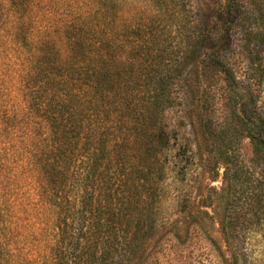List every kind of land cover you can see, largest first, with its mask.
<instances>
[{
  "label": "trees",
  "instance_id": "obj_1",
  "mask_svg": "<svg viewBox=\"0 0 264 264\" xmlns=\"http://www.w3.org/2000/svg\"><path fill=\"white\" fill-rule=\"evenodd\" d=\"M203 9L179 48L169 0H0V264H143L168 234L209 237L218 207L226 243L257 231L242 224L264 221V16L244 0ZM237 29L242 78L226 54ZM181 77L221 185L176 190L178 215L160 226L165 179L186 182L180 119L164 118ZM219 79L228 120L216 126Z\"/></svg>",
  "mask_w": 264,
  "mask_h": 264
},
{
  "label": "rangeland",
  "instance_id": "obj_2",
  "mask_svg": "<svg viewBox=\"0 0 264 264\" xmlns=\"http://www.w3.org/2000/svg\"><path fill=\"white\" fill-rule=\"evenodd\" d=\"M244 1L255 15L263 13L264 16V0ZM224 2L225 0H169L173 10L164 14L165 21H167L165 34H168V30L170 36L175 35V40H179V48H182L186 41V35L192 30L191 27L201 24L205 11L203 8L216 6L218 3L222 4ZM169 23L171 24L169 25ZM238 31V29L235 30L232 45L226 51V54L235 69L236 75L242 78L240 73L247 66L248 58L245 55V50L242 48L243 43ZM261 51L264 53V48ZM262 74V85L264 86V68ZM171 84L172 88L175 89L173 95L176 99L173 105L164 112V118L165 122L170 125L178 122V119H180L181 127L178 137L180 138L179 142L185 145L186 151V155L181 161L186 165L185 170L187 173L186 182H173L174 172L169 173L165 179L157 215L160 226H166L178 215V206L175 200L176 190H181L185 196L189 195L192 197L194 196L196 182L219 187L221 185L220 175L222 173V167L218 165V176L213 181L210 180L215 165L212 159L207 157L208 153L205 152L204 154L203 151V156H200L197 150V143L193 136L189 117L187 116L188 113H185L183 110L185 107V96L183 95L185 87L182 83V77L171 80ZM223 88L224 84L220 79L217 81L212 80L208 88L212 92L213 108L211 115L213 123L216 126H220L228 120V111L222 95ZM258 104L264 112V87L258 99ZM216 144L221 145L219 141ZM241 147L242 156L247 161L251 154V147L247 139L242 141ZM170 168H172L171 165ZM173 169L176 170L175 167ZM174 187L176 189H173ZM191 204L192 200L189 202V206ZM215 211L218 215L211 222L207 223L210 238L198 229H192L189 239L184 243L178 242L168 234L165 238L159 239V247L147 257L143 264H264V221H247V223H243L242 227L250 225L256 228L257 231L247 232L244 236L239 235L238 237L230 238L228 243H226L220 232V225L218 223L222 210L218 207ZM251 219L254 220L255 218L251 217ZM237 224L239 225V223ZM238 227L241 228L240 225ZM233 254L235 255L234 258Z\"/></svg>",
  "mask_w": 264,
  "mask_h": 264
}]
</instances>
